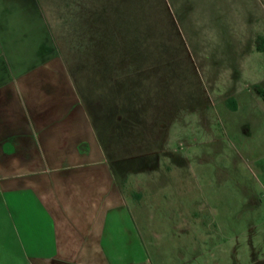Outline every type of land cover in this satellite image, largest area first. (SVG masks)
<instances>
[{"label": "rangeland", "instance_id": "rangeland-1", "mask_svg": "<svg viewBox=\"0 0 264 264\" xmlns=\"http://www.w3.org/2000/svg\"><path fill=\"white\" fill-rule=\"evenodd\" d=\"M60 4L62 19L89 23L95 63L119 81L106 107L102 85L92 99L126 202L109 219L108 264H264V51L222 71L219 27L188 23L175 0L43 5Z\"/></svg>", "mask_w": 264, "mask_h": 264}, {"label": "crops", "instance_id": "crops-1", "mask_svg": "<svg viewBox=\"0 0 264 264\" xmlns=\"http://www.w3.org/2000/svg\"><path fill=\"white\" fill-rule=\"evenodd\" d=\"M175 1L188 23L219 27L222 71L264 51V0ZM44 2L0 0V264H108L109 219L126 202L92 99L102 85L106 107L119 81L95 63L89 23L62 19L63 4ZM138 99L135 108L157 123L155 103ZM113 106L119 116L120 101Z\"/></svg>", "mask_w": 264, "mask_h": 264}, {"label": "trees", "instance_id": "trees-1", "mask_svg": "<svg viewBox=\"0 0 264 264\" xmlns=\"http://www.w3.org/2000/svg\"><path fill=\"white\" fill-rule=\"evenodd\" d=\"M261 95H263L264 96V91H258Z\"/></svg>", "mask_w": 264, "mask_h": 264}]
</instances>
